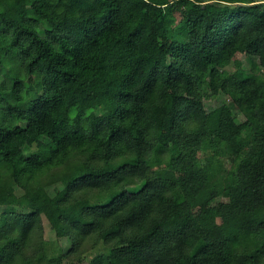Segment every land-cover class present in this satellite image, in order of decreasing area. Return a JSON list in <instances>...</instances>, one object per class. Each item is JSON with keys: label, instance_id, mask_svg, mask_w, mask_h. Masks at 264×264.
<instances>
[{"label": "trees", "instance_id": "1", "mask_svg": "<svg viewBox=\"0 0 264 264\" xmlns=\"http://www.w3.org/2000/svg\"><path fill=\"white\" fill-rule=\"evenodd\" d=\"M1 193L0 264H264V0H0Z\"/></svg>", "mask_w": 264, "mask_h": 264}, {"label": "rangeland", "instance_id": "2", "mask_svg": "<svg viewBox=\"0 0 264 264\" xmlns=\"http://www.w3.org/2000/svg\"><path fill=\"white\" fill-rule=\"evenodd\" d=\"M25 11H22L21 14H24ZM235 58L238 59H244L245 54L241 52H236L234 55ZM229 69H233V63L227 66ZM214 86V82L208 78L204 79L200 85L197 87L196 91H185V95L192 98L195 101H198L201 103L204 109L210 110L213 108H220L223 111H231L236 115V118L238 120L243 119L247 113V109L245 107H238L233 102V100L230 98L227 94H221L216 93L214 94L212 92V88ZM203 153L199 152V156L202 157ZM208 184H212L210 181L208 183H203V188L208 190ZM54 190H50L49 193H47L45 196L41 197L38 201L39 207L45 212V214L51 219L53 225L55 226V233L57 237V242L54 244L53 242H48L47 244V252L48 254H54V253H62L66 250L68 245V239L66 236V228L65 225L58 219V214L60 213V208L57 207L52 199V194ZM202 192V185L201 190L198 189V195H201ZM4 194H0V201L1 199H4ZM215 202L219 201L218 203H221L223 205V208L225 210V214L227 213V210H232L233 204L223 195L218 194L215 195ZM88 202L87 199H80L77 201L78 207H80L82 204H86ZM211 201H208L206 204L210 203ZM3 205L0 204V216L1 211L3 209ZM208 209V207H205V205L196 204L193 207V210L196 214H201L205 212ZM237 214V213H236ZM224 215V213H222ZM220 216H216L217 222H220ZM226 220V218L222 217V221ZM235 227V226H234ZM231 231V230H230ZM249 239V237H247ZM243 239L239 241L240 245H243L247 243L249 240ZM96 251V249H94ZM95 253V252H94ZM92 252H87L85 258L81 262L74 260H68L66 258H63L62 261L58 264H91L93 254Z\"/></svg>", "mask_w": 264, "mask_h": 264}]
</instances>
